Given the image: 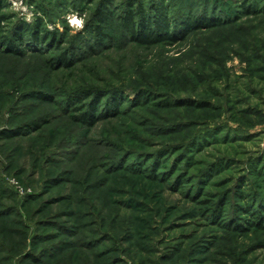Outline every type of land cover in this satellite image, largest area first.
<instances>
[{"label": "rangeland", "instance_id": "1", "mask_svg": "<svg viewBox=\"0 0 264 264\" xmlns=\"http://www.w3.org/2000/svg\"><path fill=\"white\" fill-rule=\"evenodd\" d=\"M103 3L106 38L88 50ZM129 3L163 6L171 27L186 14L230 21L146 48L125 32ZM0 9L8 31L39 18L61 38L17 56L0 44V264H264V0ZM97 92L100 111L117 98L120 113L75 122Z\"/></svg>", "mask_w": 264, "mask_h": 264}, {"label": "trees", "instance_id": "2", "mask_svg": "<svg viewBox=\"0 0 264 264\" xmlns=\"http://www.w3.org/2000/svg\"><path fill=\"white\" fill-rule=\"evenodd\" d=\"M76 1L77 0H73V2ZM78 1L79 3H82L86 0ZM128 5L129 6L127 10L125 11L126 15L124 16L125 32L131 42L146 48L153 47L154 45L170 44V42L173 43L178 39L182 40L189 33V31L198 29L200 26L204 28H212L215 26L222 27L230 21V18L226 16L225 18H221L217 21L215 20L214 22V16L203 18L200 17V19L186 14L184 17L180 16L181 19L171 27L169 23V17H167L163 6L157 7L153 15L149 16L145 15L142 3H138L136 7L133 6V3H129ZM160 5H162L161 2ZM106 6L107 4L103 3L102 7L93 14L94 21L93 27L91 28V33L95 35V38L92 45L89 44L87 46L88 50H90L93 45L101 46L104 39L106 38V35L103 34V31L108 24L109 16ZM244 8L247 7L244 6ZM248 8L245 10V12L248 11ZM33 21L34 22L31 24L24 21H17L16 24L12 25L13 28L8 31L5 29L6 25L8 24L7 17L0 9V44L2 43L7 52H11L16 56L24 55L28 51H34L35 49L40 50L41 48L52 44L54 46H57L56 44H60V36H56L53 30H46L39 18H35ZM21 46H23V48L20 49L19 47ZM69 53L72 52L69 51L67 54L69 55ZM63 56L64 58L61 62V65L68 66L71 58L73 57V53L69 58L66 57V54ZM29 97L33 100L36 99L41 102L53 101L51 96H48L43 92H33V94H31ZM102 99L103 96L100 95V93H95V98L93 100L83 105V108H80V110H77L81 113L80 116L74 118L75 122L91 128L96 125V123L101 120V118L109 116L108 113L112 115H118L120 113L118 110L121 106L120 102L116 100L117 98L114 99L110 104L109 102H105L103 104L102 110L100 111L98 107ZM136 101L137 100L133 102L136 103ZM84 108H86L85 111H83ZM37 125L38 124L32 125L33 130L37 128ZM27 133L28 130L26 127L22 126L15 128L14 130H4L1 135L5 138H13L19 136V134ZM263 220L264 218L259 217L255 219L254 223H257L255 225L260 227L261 223H264ZM245 224L251 226V223L249 222H246ZM234 229L239 231L247 230L245 227L240 225L235 226ZM53 257L54 256H52L50 253L48 254L49 259ZM26 258L27 260L29 258L30 262L34 264H39L40 259L38 260L32 254H29Z\"/></svg>", "mask_w": 264, "mask_h": 264}, {"label": "bare ground", "instance_id": "3", "mask_svg": "<svg viewBox=\"0 0 264 264\" xmlns=\"http://www.w3.org/2000/svg\"><path fill=\"white\" fill-rule=\"evenodd\" d=\"M76 21V20H75Z\"/></svg>", "mask_w": 264, "mask_h": 264}]
</instances>
